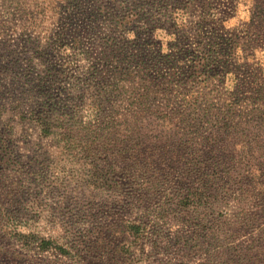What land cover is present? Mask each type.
<instances>
[{
  "label": "rangeland",
  "instance_id": "374dc122",
  "mask_svg": "<svg viewBox=\"0 0 264 264\" xmlns=\"http://www.w3.org/2000/svg\"><path fill=\"white\" fill-rule=\"evenodd\" d=\"M0 264H264V0H0Z\"/></svg>",
  "mask_w": 264,
  "mask_h": 264
},
{
  "label": "trees",
  "instance_id": "16d2710c",
  "mask_svg": "<svg viewBox=\"0 0 264 264\" xmlns=\"http://www.w3.org/2000/svg\"><path fill=\"white\" fill-rule=\"evenodd\" d=\"M222 169L221 167H218V169L216 170V172L213 173V175L210 176V178L208 180H205L202 187L207 191L211 188V186L215 185V182L218 181V172L219 170ZM202 191L204 192V190L202 189ZM202 192V193H203Z\"/></svg>",
  "mask_w": 264,
  "mask_h": 264
}]
</instances>
